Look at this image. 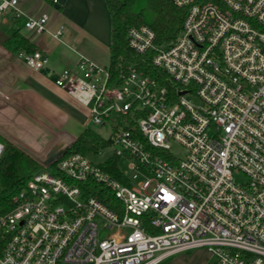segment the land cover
<instances>
[{
    "label": "built area",
    "instance_id": "built-area-1",
    "mask_svg": "<svg viewBox=\"0 0 264 264\" xmlns=\"http://www.w3.org/2000/svg\"><path fill=\"white\" fill-rule=\"evenodd\" d=\"M172 2L185 9L174 41L156 45L144 25L125 38L164 84L132 68L111 86L106 67L80 54L50 73L92 123L113 128L115 166L66 155L70 146L53 171L33 173L0 213V264H162L202 248L213 264H264V0ZM17 4L0 0V19L20 17ZM47 21L28 16L23 29L41 34ZM16 56L48 66L39 51ZM87 182L113 208L88 196Z\"/></svg>",
    "mask_w": 264,
    "mask_h": 264
},
{
    "label": "crops",
    "instance_id": "crops-1",
    "mask_svg": "<svg viewBox=\"0 0 264 264\" xmlns=\"http://www.w3.org/2000/svg\"><path fill=\"white\" fill-rule=\"evenodd\" d=\"M56 2L17 0V9L21 12V18L47 15L46 31L43 33L20 30L37 51L47 58L48 66L44 70L35 71L28 68L15 54L8 53L0 46L2 49L0 54L3 53V57L7 59L6 73L0 77L1 90L5 95L0 97V109L12 106L16 113L26 108L35 114L38 113L40 118L53 123L56 127L54 129L62 128L63 136L59 139L54 138L47 150L56 142H66L77 137L64 128V117L70 120L74 115L60 108L65 93L54 86V78L50 73L74 68L78 54L103 68L110 64V31L105 16L107 8L105 1L56 0ZM10 22L13 23L14 18L0 19L3 25H8ZM15 28L14 26L13 29ZM55 32L60 33L59 38L53 36ZM43 127L48 129L46 126ZM33 153L37 155L35 151ZM44 154L41 157L37 156L43 158Z\"/></svg>",
    "mask_w": 264,
    "mask_h": 264
},
{
    "label": "trees",
    "instance_id": "trees-1",
    "mask_svg": "<svg viewBox=\"0 0 264 264\" xmlns=\"http://www.w3.org/2000/svg\"><path fill=\"white\" fill-rule=\"evenodd\" d=\"M110 16V64L106 67L111 86H118L128 72L135 68L143 74L157 79L164 84L157 68L150 61V54H138L126 46L128 28L147 26L155 32V44L164 45L174 41L181 31V24L185 16V9L176 7L172 0H145L146 9L152 15L150 22H146L142 12L137 10L139 0H103ZM14 18V17H13ZM26 19L14 18L16 28L12 33H5L0 29V46L8 53L16 55L19 52L26 54L37 51V48L20 33ZM76 140L65 153H80L86 156L99 154L112 143V138L104 140L94 129L84 128L77 134ZM4 148L0 158V213L12 207V197L19 192L32 174L41 168V165L17 146L3 141ZM115 158L108 160V168L115 166ZM51 165L47 169L50 171ZM84 188L88 196H95L107 207L113 208L114 199L111 194L100 185L90 184ZM105 194L108 198H104ZM162 264H167L163 262Z\"/></svg>",
    "mask_w": 264,
    "mask_h": 264
},
{
    "label": "rangeland",
    "instance_id": "rangeland-1",
    "mask_svg": "<svg viewBox=\"0 0 264 264\" xmlns=\"http://www.w3.org/2000/svg\"><path fill=\"white\" fill-rule=\"evenodd\" d=\"M137 10L142 12L146 22H150L152 19L151 13L146 9L145 0H139ZM105 16L108 20V28L111 30L110 25V16L108 15L107 8L105 9ZM14 22H10L8 25H3L0 23V29L5 33H12ZM111 37V31H110ZM2 49H0L1 53ZM0 54V77L4 75L5 67L7 66L6 60ZM6 56V55H5ZM63 102L61 103L62 109L70 112L74 115L73 119L68 120L66 116L64 117V128L72 135H77L80 130L83 128H91L96 131V133L103 138L104 140L110 139L113 135V128L110 127V124L107 125H96L91 122L90 108L83 107L77 101H74L66 93L63 95ZM189 98V97H188ZM61 109V110H62ZM14 108L8 107L5 109H0V142L8 141L14 146L15 143L21 144L23 147L28 149L30 152L37 153L40 157L47 151V148L50 146L51 142L55 140L54 138H61L64 130L61 128L56 130L53 123H50L47 119L40 118L38 113L29 111L24 108L22 111H17L14 113ZM63 111V110H62ZM64 112V111H63ZM45 124V125H44ZM46 126V129L43 126ZM15 142V143H14ZM170 149L169 152L178 160H181L184 157L185 151L174 141H169ZM116 147L113 145L107 146L99 152V154L93 156V160L96 163H105L113 153V150ZM119 168L127 170L125 162L119 164ZM41 170L45 171V168L41 166ZM35 173V172H34ZM214 259L211 257V254L205 249H193L186 251L171 257L167 261V264H213Z\"/></svg>",
    "mask_w": 264,
    "mask_h": 264
},
{
    "label": "water",
    "instance_id": "water-1",
    "mask_svg": "<svg viewBox=\"0 0 264 264\" xmlns=\"http://www.w3.org/2000/svg\"><path fill=\"white\" fill-rule=\"evenodd\" d=\"M75 140H69L66 142H56L53 144L47 152L44 154L45 156L43 158L38 157L33 152H30L28 149L23 147L19 143H15V145L22 150L25 154L29 155L30 157H33L42 167L46 168L56 160H58L64 153L67 151V149L74 143Z\"/></svg>",
    "mask_w": 264,
    "mask_h": 264
}]
</instances>
